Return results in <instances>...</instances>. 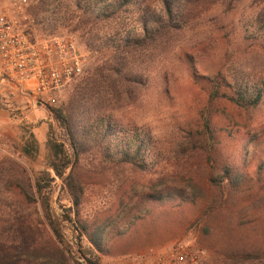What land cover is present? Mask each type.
Instances as JSON below:
<instances>
[{
	"label": "rangeland",
	"instance_id": "1",
	"mask_svg": "<svg viewBox=\"0 0 264 264\" xmlns=\"http://www.w3.org/2000/svg\"><path fill=\"white\" fill-rule=\"evenodd\" d=\"M17 1L0 0V10L13 9ZM25 3L33 19L31 35L76 38L83 72L60 93L56 105L36 106L0 75L5 149L0 159V264L14 263V253L22 248L37 258L35 264L48 260L50 231L41 230L40 222H46L37 179L47 184L54 211L77 220L68 210L72 203L61 179L48 166L46 148L49 136L67 140L54 113L69 110L73 102L78 131L103 112L148 131L153 141L154 165L145 168L107 162L97 150L80 156L76 171L86 184L78 217L103 228L108 245L98 253L100 264H123L129 255L177 239L200 249L199 264L213 256L211 245L231 240L264 245V94L255 105L223 97L231 93L228 84L247 90L246 100L257 89L264 92V0ZM111 61L115 70L121 68V76L118 69L108 71ZM226 165L245 174L239 196L227 209L239 210L244 222L239 229L229 228L230 219L221 213L211 222L212 233L204 234L199 203L177 204L180 199L162 197L167 204L161 205L163 199L147 197L166 186L209 194V176L219 180ZM62 226L75 246L73 227L67 221ZM81 242L88 246L84 238ZM244 264H264V258Z\"/></svg>",
	"mask_w": 264,
	"mask_h": 264
},
{
	"label": "trees",
	"instance_id": "2",
	"mask_svg": "<svg viewBox=\"0 0 264 264\" xmlns=\"http://www.w3.org/2000/svg\"><path fill=\"white\" fill-rule=\"evenodd\" d=\"M112 64H114L113 61L108 62V71L118 69L117 76H121L118 75L121 68L117 67L115 70ZM94 70L96 71L97 67L93 68ZM92 76H95L94 72L90 75V80L93 79ZM103 77L105 78V76ZM227 87L231 89V93L229 95L224 94L223 97L236 104H239L240 101H246L250 105H255L264 94L261 89H257L256 93L250 95L249 100H246L244 92L247 90L239 91V87H231L229 84ZM90 89L93 88L90 87ZM75 108L73 102L67 111L55 110L54 117L64 129L67 142L65 140L58 141L56 137L49 136L46 140V148L48 166L61 179L68 199L72 203L68 210L77 217V220L75 221L70 214L58 215L51 206L49 195L46 192L47 184L44 185L40 179H37L35 183L36 193L41 199L43 217L46 222L45 224L40 222L43 225L41 230L42 232L48 230V233L50 231L47 238L50 251L45 264H100L98 253H103L108 245L102 237L103 228L101 226H90L86 219L82 220L78 217L86 184L84 176L76 171L78 167L80 168L82 153L87 150H97L103 160L118 165L130 164L141 168L154 165V158L151 156L153 141L148 131L139 128V126L120 123L118 120H113L112 115L103 112H98L92 124L90 123L88 127L78 131L74 120H72ZM32 141V147L36 149L37 141L34 138ZM24 151L29 152L27 147L24 148ZM223 173L219 180H216L212 175L209 176V194L203 192L200 196L193 190L190 192L191 195L183 189H170L166 186L159 195L150 194L147 197L150 201H158L163 199L162 197H167L166 199H180L177 204L184 202L199 203L203 210L201 217L206 222L204 234L210 235L212 233L214 225L212 226L211 222L221 213L226 214L230 219L227 223L229 228L239 229L244 225L243 221H239V210L232 213V210L227 209L229 201L239 196L241 192L239 191V184L245 182V174L239 172L238 168H232L228 165L223 168ZM251 179L249 177V180ZM199 196L201 200L198 201ZM165 201L163 199L161 205L167 204ZM63 221L69 222L76 232L75 238L78 242L75 246L65 236ZM83 238L87 240L88 246L82 244ZM210 248L213 251V256L204 264H244L255 260L261 261L264 258V245L249 247L245 241L240 244L239 241L237 243H233L232 240L230 242L225 241V244L211 245ZM14 254L13 260L15 262L12 264H35L37 259L24 248Z\"/></svg>",
	"mask_w": 264,
	"mask_h": 264
},
{
	"label": "built area",
	"instance_id": "3",
	"mask_svg": "<svg viewBox=\"0 0 264 264\" xmlns=\"http://www.w3.org/2000/svg\"><path fill=\"white\" fill-rule=\"evenodd\" d=\"M26 0L0 10V73L30 106L56 105L60 93L83 72V54L73 35H31ZM0 131V159L4 153ZM201 251L177 239L127 256L123 264H199Z\"/></svg>",
	"mask_w": 264,
	"mask_h": 264
},
{
	"label": "crops",
	"instance_id": "4",
	"mask_svg": "<svg viewBox=\"0 0 264 264\" xmlns=\"http://www.w3.org/2000/svg\"><path fill=\"white\" fill-rule=\"evenodd\" d=\"M0 75H1V73H0Z\"/></svg>",
	"mask_w": 264,
	"mask_h": 264
}]
</instances>
